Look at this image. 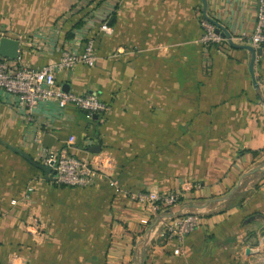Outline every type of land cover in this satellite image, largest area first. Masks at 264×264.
Wrapping results in <instances>:
<instances>
[{"label": "crops", "instance_id": "1", "mask_svg": "<svg viewBox=\"0 0 264 264\" xmlns=\"http://www.w3.org/2000/svg\"><path fill=\"white\" fill-rule=\"evenodd\" d=\"M256 8L208 0L207 13L235 36ZM201 15L202 0H0V42L17 39L21 63L56 61L92 34L95 65L57 80L111 107L91 118L42 106L34 126L0 93V264H264V48L256 87L252 53L204 45ZM36 133L59 155L100 143L115 173L88 188L48 179ZM128 189L181 198L147 217ZM192 212L203 223L183 241L165 231Z\"/></svg>", "mask_w": 264, "mask_h": 264}, {"label": "built area", "instance_id": "2", "mask_svg": "<svg viewBox=\"0 0 264 264\" xmlns=\"http://www.w3.org/2000/svg\"><path fill=\"white\" fill-rule=\"evenodd\" d=\"M123 1V0H120ZM256 23L251 31H242L233 36V41L245 42L254 47L264 48V0H256ZM204 33L201 41L207 46L230 44L224 31H217V26L207 18L202 19ZM103 29H109L105 22ZM81 34L82 48L67 46L56 61L43 66L21 63L18 59L0 56V93L1 96L20 112L28 123L36 121V112L42 106L54 105L57 110L74 107L88 114L105 115L110 105L95 93L66 91L57 80V73L75 69L83 64L88 67L95 65L97 53L94 36L87 31ZM34 125V124H33ZM35 126V125H34ZM33 143L38 145L39 162L52 166L55 171V182L61 185L88 188L95 184L102 175L111 176L115 173L117 161L107 149L88 158L72 155H59L50 147L41 143L40 134H35ZM128 197L144 208L147 217L157 215L179 202V191L158 190H127ZM201 213L192 212L171 217L166 223L165 231L178 240L183 241L192 231L201 226Z\"/></svg>", "mask_w": 264, "mask_h": 264}, {"label": "water", "instance_id": "3", "mask_svg": "<svg viewBox=\"0 0 264 264\" xmlns=\"http://www.w3.org/2000/svg\"><path fill=\"white\" fill-rule=\"evenodd\" d=\"M203 1V16L205 18H207L209 21L213 22L214 24H216L217 26V31H224V33L226 34V36L228 37L229 43L231 46L236 47V48H246L248 49L251 53H252V60L250 63V71L252 73L253 76V81L256 87H258V81L257 78L255 76V72H254V63L256 61V57L257 55L262 54V47H254L251 44H239L236 43L235 41H233L232 39V34L231 32L225 27L223 26L221 23H219L217 20L212 19L208 13V0H202ZM0 56L2 57H8V58H13V59H18L19 58V41L17 39H13V38H9L7 36L2 37L1 38V42H0ZM63 88L66 91H69L70 89L66 86H63ZM98 115H95V117H97ZM102 148V145L100 143H98L97 145H93L90 147L91 151L93 152H99ZM42 167H44V172L46 173V177L48 179H52L55 181V178H52L50 176H48L50 173H52L53 168L52 166H46L41 164ZM55 172V171H54Z\"/></svg>", "mask_w": 264, "mask_h": 264}, {"label": "trees", "instance_id": "4", "mask_svg": "<svg viewBox=\"0 0 264 264\" xmlns=\"http://www.w3.org/2000/svg\"><path fill=\"white\" fill-rule=\"evenodd\" d=\"M201 17H202V19L204 18V16L203 15H201ZM78 24H80V22H78ZM29 159H30V157H28ZM31 160V159H30ZM33 161V160H32ZM36 163V165L42 170V171H44V167H42V165H41V163L39 162V161H36L35 162Z\"/></svg>", "mask_w": 264, "mask_h": 264}, {"label": "rangeland", "instance_id": "5", "mask_svg": "<svg viewBox=\"0 0 264 264\" xmlns=\"http://www.w3.org/2000/svg\"><path fill=\"white\" fill-rule=\"evenodd\" d=\"M144 191H146V190H144Z\"/></svg>", "mask_w": 264, "mask_h": 264}]
</instances>
